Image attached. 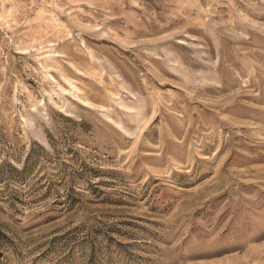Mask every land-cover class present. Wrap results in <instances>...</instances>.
<instances>
[{
	"label": "rangeland",
	"instance_id": "obj_1",
	"mask_svg": "<svg viewBox=\"0 0 264 264\" xmlns=\"http://www.w3.org/2000/svg\"><path fill=\"white\" fill-rule=\"evenodd\" d=\"M0 264H264V0H0Z\"/></svg>",
	"mask_w": 264,
	"mask_h": 264
}]
</instances>
